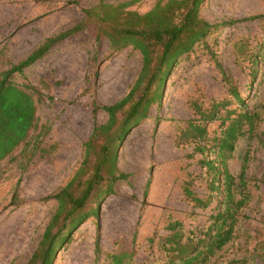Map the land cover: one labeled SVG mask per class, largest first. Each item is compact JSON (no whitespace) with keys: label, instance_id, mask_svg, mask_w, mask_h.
<instances>
[{"label":"rangeland","instance_id":"374dc122","mask_svg":"<svg viewBox=\"0 0 264 264\" xmlns=\"http://www.w3.org/2000/svg\"><path fill=\"white\" fill-rule=\"evenodd\" d=\"M67 1L0 0V71L25 59L44 40L83 22V10L96 14L101 2L117 5L132 0H77V5ZM156 1L133 0L127 9L144 14ZM200 16L212 24L230 23L209 34L207 41L240 102L230 100L207 48L196 46L179 57L163 80L159 103L117 144L116 166L128 180L116 182L98 200L94 217L65 231L69 239L58 245L52 264H151L162 258L161 239L173 221L202 236L216 200L202 210L185 199L186 182L191 181V190L201 199L208 193L207 182L194 145H177L180 131L197 118L192 105L205 110L223 103L228 110L256 111V133L264 135V0H205ZM251 17L259 18L248 20ZM94 19L83 22L79 32L54 46L41 61L12 76L37 91V115L50 126L42 143L49 152L34 156L24 171L15 161L19 149L0 161V264H26L30 259L56 212L58 205L51 196L77 170L82 143L94 121L106 122L102 108L121 100L141 69V54L129 46L112 52ZM249 50L255 51L258 61L253 80L245 57ZM218 115H224L221 108ZM219 123L215 118L206 124L209 137L220 131ZM234 147L228 160L234 175L249 154L250 198L239 214L233 240L215 260L264 264V183L259 182L264 179V154L256 138L250 141L246 135L238 137Z\"/></svg>","mask_w":264,"mask_h":264},{"label":"trees","instance_id":"16d2710c","mask_svg":"<svg viewBox=\"0 0 264 264\" xmlns=\"http://www.w3.org/2000/svg\"><path fill=\"white\" fill-rule=\"evenodd\" d=\"M204 1L157 0L144 14L127 9L133 0L117 5L101 2L96 14L95 11L83 10V22L95 17L93 21L98 32L107 38L112 52L126 46L133 47L141 54L142 65L127 94L113 105L102 108L107 114L106 122L98 124L94 121L90 136L82 143L77 170L68 183L51 196L58 205L56 212L26 264H52L58 245L69 239L64 236L65 231L94 217L98 200L109 193L116 182L128 180V175L116 166L117 144L134 122L146 120L152 106L159 103L163 80L179 57L190 53L196 46L207 48L230 100L240 102L231 79L222 70L207 41L209 34L230 23L212 24L204 20L200 16ZM67 4L77 5L78 1L69 0ZM83 22L44 40L25 59L0 71V161L19 149V157L15 161L19 160L17 167L24 171L34 156H44L49 152L42 143L50 132V126L41 123L37 115V91L31 85L16 83L12 76L22 74L24 69L41 61L54 46L79 32L84 27ZM254 52L249 50L245 56L252 67L248 69L251 80L255 77L254 67L258 62ZM192 107L197 118L189 120L180 131L177 145L184 142L194 145V153L200 156L197 163L204 169L208 193L203 199L199 198L191 190V181H188L182 186V194L193 208L205 210L214 199L216 206L200 238L192 231H185L178 221L168 223V235L161 239L162 258L151 264H246L243 259L235 258L216 262L215 257L233 240L239 214L250 198L246 178L249 154L245 155L237 175L228 168L237 138L245 135L250 141L256 138L264 154V135L256 133L259 114L246 110L245 106L239 112L228 110L223 103H213L205 110L198 105ZM220 108L224 115L217 116ZM215 118L220 121V131L209 137L206 124ZM259 182L264 183V179ZM95 246L98 251V239Z\"/></svg>","mask_w":264,"mask_h":264}]
</instances>
